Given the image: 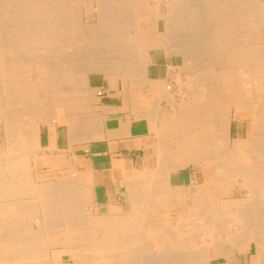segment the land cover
Wrapping results in <instances>:
<instances>
[{
    "label": "bare ground",
    "instance_id": "obj_1",
    "mask_svg": "<svg viewBox=\"0 0 264 264\" xmlns=\"http://www.w3.org/2000/svg\"><path fill=\"white\" fill-rule=\"evenodd\" d=\"M96 1L99 3V9L93 12L94 14L89 13V10L96 6ZM107 1H111L113 4L110 8H114L116 4V11H120L122 8V6L117 7V4L124 3V8L126 5L130 7L135 4L132 3L134 0H104L105 3ZM101 2L103 1L0 0V93H4L5 98H9V94L10 97L11 95L15 97L10 101H0V121H4L3 126L7 132L6 141L0 145V264H54L57 260L51 251L60 243L66 248L84 249L86 264H94L93 262L101 264L103 258L109 259L107 262L110 264H135L134 258L137 255L131 251L133 241L138 242L140 244L138 250L143 251L141 255H138V258L148 260L144 259L143 264H212L211 255L208 252L211 245L215 246L217 260L224 256L226 260L233 261L235 259L233 250H238L241 245H251L252 242L257 245L259 242L264 246V242H262L264 236V222H262L264 221V47L259 44L260 42L247 41L248 37L242 34L244 24L249 23L252 28L257 27L258 24H264V3L261 0L207 1L210 2L206 3L207 9L209 7L207 4H210L207 13L214 18L212 28L208 32L202 31L199 28L198 19L196 20L195 14L200 11V6L191 7L189 14L192 15L188 18L189 24L187 25L192 28V42L196 43L194 46L189 43L171 45V39L167 42L170 29H166L165 33L167 34L159 31L158 25L154 23L153 16L156 13L154 14L150 8L142 12L140 10L133 11V13L129 11L128 16L124 13L127 20L119 27H130L131 29L129 28L128 31L125 28H122L121 31L116 30L118 24L116 12L114 13L113 10L101 13ZM169 6L171 9H175V0H172ZM201 6H203V2ZM155 10L157 9L155 8ZM74 11L81 12L82 26L87 23L83 17L91 19V14H93L92 18L95 16V18L102 19L99 22L100 25L106 24L103 28L109 30L103 31L104 29H102V32L112 36H105L100 40L98 36L95 39L89 38L85 35L89 29L82 28L80 31L76 28L78 25L73 15L75 13L77 16L78 12ZM140 12L150 13V20L155 24V27L145 31L137 28L136 17ZM157 16L159 14H156ZM224 21H227L226 24ZM78 32L81 34L83 32L82 40L78 38L79 42L76 39V36H79ZM163 33L166 37L163 36ZM60 38L64 40V42L61 41L62 45L67 47L74 45V42L80 43L78 45L80 51L87 52L83 53L86 57L82 56L87 68L81 69L84 76L78 78L69 77L73 74V70L65 68L62 72V79L76 82V84L70 85V87L65 86L67 88L64 87V92H62V88L60 94L53 91L55 99L52 97V102L45 99L49 101L46 105H53L56 108L60 105L71 106L72 104H85L86 107V103L95 99L92 89L94 87L91 88L88 81V74L91 71L102 72L103 69L105 72V68L111 70L114 68L116 70L112 71H116L121 77L130 78L129 76L134 75L145 79L146 65L142 62L144 60L142 55L145 54L146 48L143 50V47L146 44L153 43L155 47L162 46L168 52L175 51L176 54H182L184 65L180 64L182 66L180 68L190 75H188L191 79L190 83L183 86L184 93H188L186 95H189L190 99L185 97L180 103L181 108L173 110L172 113H165L161 117H158L156 113L159 119L156 118L158 122L154 123H156L157 129V125H159L157 133L161 137L159 139L160 153L158 152V154L162 155L163 161L161 160L162 162L159 163V171L152 172L137 181L134 179V184L130 183L133 188L129 190L130 204H128L130 208L126 215H119L115 205L107 213H92L86 210L91 192L81 184L82 179L76 173V176L62 178L60 176L58 180L50 182L41 180L43 179L42 175L35 174L32 163L37 151L35 144L32 147L35 132L32 125L27 124L26 126L22 122L23 119H27L30 124L37 119L41 121L42 117L47 119L56 116V109L38 110L37 108L43 104L40 98L41 88H43L42 91H45V88L49 91L50 82L54 81L53 71L45 60L46 58L33 57L37 72L34 79L26 81L23 76L24 71L21 72L18 68L19 64L17 66L16 63H10L12 59L5 56L3 51L13 46V48L15 46L45 48L44 51L34 52L39 54L48 51L56 40L60 42ZM101 45H106L102 51L108 52L112 47L110 52L120 53V61H116V63L112 61L114 63L105 65L104 63L86 64L88 60H97L93 54L92 56L88 55L91 51L89 49L100 48ZM13 48L10 50L11 53L14 52ZM29 50L31 51V49ZM105 52L101 53L107 56ZM75 57L72 58L75 59ZM121 58L125 62H121ZM102 59L119 60L114 54L111 59L106 57ZM16 60L18 63L22 61L20 57ZM82 60L79 61L83 62ZM129 61L134 63L130 64ZM188 62H190V66ZM88 65L94 69L91 70ZM173 81L175 82V80ZM144 83L142 81L141 84ZM155 84L159 85L158 80ZM172 85L163 81L162 85L157 87H162L163 93L169 95L172 92ZM50 88L52 89V87ZM148 88L150 89L149 86ZM53 92L51 91V93ZM57 92L59 93V91ZM62 94L63 96H61ZM157 94L152 93V96H157ZM159 94L162 95L160 91ZM44 96L43 98L47 94ZM43 98L42 100L45 101ZM156 102L158 103V101ZM239 105L245 106L249 110L250 126L245 130L244 135L243 133L239 134L237 130L233 136L231 111L235 113ZM10 106L20 108L14 112L12 108L9 109ZM158 107L160 108V106ZM95 113L93 112L94 115ZM70 114L72 115V113ZM76 114L78 115V112ZM94 115L93 117L96 116ZM235 117L238 119L236 113ZM154 118L155 115L151 119ZM46 122L48 123V121ZM181 157L189 158L195 166L204 165L205 168L210 162H215L216 169L213 173L211 172V177H208L205 172L203 181L196 182L194 180L191 182V185L195 187L194 192L188 191L189 188L187 189V186L183 184L175 187L171 183V170L180 167L178 159ZM216 186L219 187V191L215 190ZM234 188L238 192H243L246 189L249 197H245L246 199L243 201L227 203L226 198L233 194ZM255 202L258 207L259 203H262L260 206L262 208H259L261 214L258 213V207L253 204ZM255 208H257L256 213ZM176 209H181L184 213V217L178 218L176 221H194L193 232L197 226L198 233L205 235L202 241L207 244L199 245V250H194L195 255H192L194 252L178 256L175 254L182 245L183 249L188 251L187 244L190 243L188 240L191 238L192 231L189 232V235L186 231L179 235L171 227L173 231H169V228L165 229L166 226L158 225L159 222L156 223L166 219L171 221L172 211ZM191 212L192 215L189 216L188 214ZM253 213L254 216H262V221L256 223V220L254 223ZM195 221H203L201 224H206V226L200 229V224ZM230 221H236L232 227H238L236 231H243V237L238 239L233 235L234 233L228 228ZM252 221L253 223H251ZM230 223L229 225L232 224ZM186 230L188 231V229ZM227 241L231 242L230 249L223 247L222 243ZM194 243L196 242L194 241ZM155 249L159 252L154 256L155 259L150 260L149 258H153V256L148 251H155ZM165 250L168 251L166 254ZM176 256L177 260L173 258ZM261 257L263 258V254ZM234 263L236 264V262ZM80 264L84 263L81 261Z\"/></svg>",
    "mask_w": 264,
    "mask_h": 264
},
{
    "label": "crops",
    "instance_id": "obj_2",
    "mask_svg": "<svg viewBox=\"0 0 264 264\" xmlns=\"http://www.w3.org/2000/svg\"><path fill=\"white\" fill-rule=\"evenodd\" d=\"M160 48H153L148 54L145 79L134 75L129 76L130 78L121 77L116 74V71H112L116 70L114 68L112 70L105 68L106 73L103 69L102 72L98 70L89 72V86L94 87L92 89L94 90L95 99L86 103V107L85 104L60 105L56 108V116L51 121H48V123L45 121V123L43 122L35 128L34 140L37 151L32 159L35 172L40 171L43 176L50 180L54 178L57 180L60 176L62 178L71 175L76 176L77 174L82 179L81 184L91 192L92 200L98 210L105 209L109 211L111 207L116 206L117 213L121 214L124 211L123 205L128 201L130 202L129 190L133 188L131 184L132 182L134 184V179L137 181L152 172L159 171V163L163 161L162 155L158 154V152L160 153L159 139L161 137L157 133L159 125H157V129L156 123L159 119L157 115L158 117L164 115L165 106L169 104V100L168 94L163 93L162 87L157 86H161L163 81L169 85L173 82L177 57L164 47ZM168 57H170L169 60ZM157 80L159 85L155 84ZM142 81L145 83L141 84ZM159 91L162 93L161 96ZM152 93L154 95L158 93V97L152 96ZM159 96L162 99H159ZM147 105L153 107L149 108L150 106ZM92 106L96 108L97 112ZM84 108L85 110H83ZM70 109H72L71 112ZM93 112H96V116ZM154 115L155 118L151 119ZM76 116L78 120H76ZM149 119L151 120L149 121ZM152 125L153 127H151ZM178 160L180 167L172 169L170 173V179L177 176V181L173 183L171 180V183L175 187L183 184L187 186V189L189 188L188 191L194 192V186L192 188L189 185L196 179L198 172L202 175L201 178L204 179V168L195 166L188 158L195 172L193 175L190 174L187 183L185 177L184 181L179 179L183 174L181 169L185 165L182 164V158ZM227 198L233 199V195ZM230 222H228V225ZM232 226L234 225L231 224ZM230 230L238 239L244 236L243 231H236L235 227L230 228ZM229 242H223V247L230 249L231 242ZM262 242H264V236ZM252 243L251 245H241L238 250H233L234 256H232L236 260L229 261V259L226 260V257L221 256L220 258L225 259L222 264H235L234 262L236 264H263V243L261 245L258 242L255 245V253L251 252ZM212 247L216 250L214 245Z\"/></svg>",
    "mask_w": 264,
    "mask_h": 264
},
{
    "label": "rangeland",
    "instance_id": "obj_3",
    "mask_svg": "<svg viewBox=\"0 0 264 264\" xmlns=\"http://www.w3.org/2000/svg\"><path fill=\"white\" fill-rule=\"evenodd\" d=\"M101 1H103V2H101V13H103V12H108V11H113L114 10V13L116 14V21H117V26H116V30H122V28H125L127 31L128 30H130L131 28L130 27H119V25H121L125 20H127L126 19V16H128L130 13H129V11L131 12V13H133V11L135 12V11H146V10H149V8L151 9V10H153V13L155 14H159V16H157L156 17V14L153 16L154 17V23H156L158 26V29H159V31H161V32H164L165 33V31H166V29H170L169 31V34L167 35V42L168 41H170V39L172 40L170 43H171V45L172 44H176V45H179V44H184V43H189V44H191V45H194V46H196V43H194V41L192 42V33H191V31H192V28L191 27H189V25H187V24H189L188 22H189V17H190V15H192V14H189L190 13V11H191V7H194V6H200V11H197V13H199V14H195L196 15V20L198 19V22L201 24H199V28L202 30V31H205V32H208L211 28H212V25H213V21H214V18L213 17H211L212 15H210L209 13H207V12H209L208 10H209V7H210V4H207L209 7H208V9H207V7H206V3H210V2H207V1H209V0H175V9H171V7L169 6V4L171 3V1L172 0H137V2H136V0H134L132 3L135 5H131L130 7L128 6V5H124L126 8H124L123 7V4L122 3H120V4H117V7H121L122 6V8H121V10L120 11H116V7H115V5H114V8H110V6H113V4H112V2L110 1H107L106 3L104 2V0H101ZM139 1V2H138ZM156 2V3H155ZM202 2H203V6H201V4H202ZM261 2L262 3H264V1L263 0H261ZM69 3H70V1H69ZM106 4V5H105ZM160 4V5H159ZM164 4V5H163ZM205 4V5H204ZM138 5V6H137ZM146 5V6H145ZM148 5V6H147ZM109 6V8H110V10H109V8H107ZM136 6H137V9H136ZM152 6V7H151ZM129 7V8H128ZM144 7V8H143ZM167 7V8H166ZM178 7V8H177ZM123 8H124V10H123ZM134 9V10H131V9ZM155 8L157 9V10H155ZM158 8H159V10H158ZM206 8V9H205ZM97 9H99V3H98V1H96V6L95 7H93V8H91V10H89V13L90 12H95V11H97ZM128 9V10H127ZM143 9V10H142ZM166 9V10H165ZM204 9H205V13H204ZM173 10V11H172ZM126 11H128L127 13H126ZM154 11H156V12H154ZM171 11V12H170ZM176 11V12H175ZM74 12H76V11H74ZM78 12V13H77ZM76 13V15L77 16H75V13H74V20L77 22L76 24L78 25V26H76V28H78V30H82V28H84V29H89L88 31L89 32H86V34L85 35H87L89 38H93V39H95V38H97V36H98V39L100 40V38H102V37H105V36H112L111 34H106L105 32H102V29H104L103 27H104V25H106V24H103V25H100V20H102V19H98V18H95V16L92 18V15L94 14H91L90 15V17H91V19H87L86 17H83L84 18V20H85V22H87V23H85V24H87V25H85L84 24V26H82L81 25V19H82V14H81V12L79 13V11H77ZM139 13V14H137V16L138 17H136L135 19H136V22H137V24H136V26H137V28H139V29H142L143 31H145V30H147V29H151L152 27H155V24L154 23H152L151 22V20H150V13ZM114 13H110V14H114ZM124 13H125V15H124ZM129 13V14H128ZM79 14V15H78ZM123 14V15H122ZM167 14V15H166ZM189 14V15H188ZM183 15V16H182ZM210 15V16H209ZM198 16V17H197ZM77 17H78V19H77ZM111 17V16H110ZM212 18V19H211ZM79 19H80V21H79ZM157 19V20H156ZM157 21V22H156ZM91 22H93V23H91ZM225 22V24H226V22L227 21H224ZM164 24V25H163ZM165 24H166V26H165ZM165 26V27H164ZM189 27V28H188ZM80 28V29H79ZM130 28V29H129ZM157 29V28H156ZM105 30H108V29H104L103 31H105ZM185 30V31H184ZM85 31V30H84ZM109 31V30H108ZM126 31V32H127ZM125 32V30L123 31V33ZM132 32V31H131ZM179 32V33H178ZM164 33H163V36L164 37H166L165 35H164ZM184 33V34H183ZM94 34V35H93ZM165 34H167V33H165ZM177 34V35H176ZM242 34H244V35H246L248 38H247V41H249V42H252V43H259L261 46H263L264 47V24H262L261 23V25H257V27H251V25H249V23H247V24H244V29H243V31H242ZM78 35L79 36H76V39H77V41L79 42V39L80 40H82V36H83V32H82V34H81V32H78ZM170 36H171V38H170ZM174 36V37H173ZM79 38V39H78ZM173 38V39H172ZM109 39H111V38H109ZM102 40V39H101ZM195 40V39H194ZM64 42V40L62 39V38H60V42H58L57 40L54 42V43H52V45H51V47L49 48V50L48 51H46V52H43V53H39V54H36V53H34V52H37V51H39V52H41V51H44L45 50V48H43V49H41L40 47H37V46H33V47H23V46H15V48H13V47H10V48H7V50L6 49H4V55L5 56H7V57H9L10 59H12L11 61H10V63H16L17 64V66H18V64H19V66H18V68H20V71L22 72V71H24L23 72V76L25 77V80L26 81H31L32 79H34V77H35V75H36V72H37V66H36V64H35V59L34 58H37V56H40L41 58H46L45 60L47 61V63L49 64V67L51 68V71H53V73H52V78H54V81L52 82H50V86H49V89L53 92H55L56 91V93L57 94H60V93H62V92H64L65 91V89H64V87L65 86H67V87H70V85H74V84H76V82H71L70 80H68V81H64L63 79H62V77H63V74H62V72L65 70V68H72V70H73V74L72 75H69V77L71 76V77H74V78H78V77H81V76H84L82 73L83 72H81L82 70H85L86 68H87V66L85 65V62H84V60H82V56H85L86 57V55L84 54L83 55V53H87V52H82V51H80L81 49H79L78 47H80V46H78L80 43H77V42H74V45H70L69 47H67V46H64V45H62V42ZM181 41V42H180ZM175 42V43H174ZM180 42V43H179ZM155 44V43H154ZM92 46V45H91ZM106 45H101L100 46V48H95V47H92L91 49H89V50H91L89 53L90 54H88L89 56L91 55L92 56V54H93V56L94 57H97V60L95 59V60H91V61H86V64L88 63V64H90V63H98V64H103L104 63V65L105 64H109V63H116V61H120V53L119 54H117L116 52H110L113 48L112 47H110V51H108V52H110V53H108L106 50H103L102 51V48H104ZM113 46V45H112ZM148 46V47H147ZM55 47V48H54ZM57 47V48H56ZM97 47V46H96ZM160 47H162V46H160ZM14 49V52L12 51V53H11V49ZM31 49V51L29 50V49ZM83 48V47H82ZM146 48V49H145ZM153 48H156L155 47V45H153V43L152 44H146V45H144V47H143V50H144V53L145 54H143L142 56H143V58H144V60L142 61V62H144L145 63V65H146V63L148 62V54H149V52H150V50L151 49H153ZM25 49V50H24ZM79 49V50H78ZM6 50V51H5ZM19 50V51H18ZM22 50V51H21ZM78 50V51H77ZM167 50V49H166ZM10 51V52H9ZM33 51V52H32ZM107 53H106V52ZM135 51H137V50H135ZM19 52H21L20 54H18ZM103 52H105V55H107V56H104L102 53ZM170 53H172L173 54V52H174V55L177 57L176 58V66L174 67L175 69V71H174V78H173V80H175V82L173 81L172 83H170V85H172V92H173V94H172V92H171V94H169L168 95V100H169V104H166L167 105V107L165 108V113H172L173 112V110H177L178 108H181V104L180 103H182L183 102V99H185V97H186V99L187 98H189L190 99V96L189 95H186V94H188V93H184V87L183 86H186L188 83H190L189 82V80H191L190 78H189V74H187L186 73V71L185 70H183V69H181L182 68V66L184 65L183 63V57H182V54H176L175 53V51H173V52H171V51H169ZM15 53V54H14ZM111 53H113L114 54V56H116V58L117 59H119V60H103L102 58H104V57H106V58H109V59H111V56H113V54H111ZM76 54H78V55H76ZM97 54V55H96ZM116 54V55H115ZM147 54V55H146ZM62 55V56H61ZM67 55V56H66ZM109 55V56H108ZM146 55V56H145ZM18 56V57H17ZM32 57V59H31V57ZM51 56V57H50ZM76 56V57H75ZM15 57V58H14ZM21 58L22 59V61L20 62V63H18V61L16 60L17 58ZM34 57V58H33ZM75 57V59H73V58ZM78 57H80V59L83 61V62H80L79 60L80 59H78ZM100 57H101V59H100ZM32 60V61H31ZM65 60V61H64ZM121 62H125V60L123 61V59L121 58ZM29 63H28V62ZM63 61V62H62ZM112 61H114V62H112ZM22 62H23V64H22ZM32 62V63H31ZM34 62V63H33ZM101 62V63H100ZM106 62H108V63H106ZM129 63L130 64H132V63H134V62H130L129 61ZM29 64H31V65H29ZM80 66H79V65ZM82 64V65H81ZM180 64H182V66L180 65ZM188 64H189V66H190V62H188ZM67 65V66H66ZM28 66H29V68H28ZM76 66V67H75ZM86 66V67H85ZM89 67L88 68H90L91 70L92 69H94V68H92V66H90V65H88ZM93 66H95V65H93ZM22 67V68H21ZM23 67H27V68H23ZM80 67V68H79ZM144 67V66H143ZM181 67V68H180ZM57 68V69H56ZM75 68V69H74ZM22 69V70H21ZM79 69V70H78ZM82 69V70H81ZM180 69V70H179ZM28 70V71H27ZM32 70V72H30ZM71 70V71H72ZM178 70V71H177ZM184 72H183V71ZM177 71V72H176ZM26 72V73H25ZM28 72V73H27ZM55 72V73H54ZM180 72V73H179ZM29 74V76H27ZM32 76H31V75ZM34 74V75H33ZM116 74L118 75V73L116 72ZM180 75V76H179ZM189 75V76H188ZM180 77V78H179ZM62 80H61V79ZM181 78H183V79H181ZM188 78V79H187ZM186 80V81H185ZM184 81V83H182ZM55 82V83H54ZM52 83V84H51ZM153 83V82H152ZM187 83V84H186ZM53 84H55V85H53ZM179 84V85H178ZM185 84V85H184ZM52 85V86H51ZM182 85V87H180ZM57 86V87H56ZM60 86V87H59ZM62 86V87H61ZM176 86V87H175ZM50 87H52V89H54V88H56V89H54V90H52ZM54 87V88H53ZM67 87H65V88H67ZM61 88V89H60ZM62 88H63V91H62ZM178 88V89H177ZM42 89L43 88H41V91H40V93H41V102H43V104H41L40 106H37V108H38V110H41V109H51V110H55L56 109V107H54L53 105H51V106H49V105H46V103L47 102H49V101H51L52 102V97H53V95L55 94L54 92L53 93H51V91L49 90H47L46 88H45V91L43 90L42 91ZM60 89V90H59ZM175 89H177V90H175ZM49 92V97H48V92ZM181 91V93H179L180 91ZM57 91H59V93L57 92ZM60 91H62V92H60ZM177 91H179V92H177ZM14 92V91H13ZM50 93H51V96H50ZM4 93H0V101H6V100H13L15 97H14V95H11V97H10V94H9V98H5V96L3 95ZM46 94H47V96H46ZM43 95H45L44 97L45 98H43ZM61 96H63V94L61 95ZM180 96V97H179ZM182 96V97H181ZM13 97V98H12ZM42 98L45 100V99H48L49 101H43L42 100ZM58 98V97H57ZM182 98V99H181ZM53 99H55L54 97H53ZM59 99V98H58ZM174 101H173V100ZM180 99V100H179ZM62 101V100H61ZM180 101V102H179ZM171 102V103H170ZM178 102V103H177ZM179 105V106H178ZM57 106V105H56ZM169 106V107H168ZM171 106H174V107H171ZM13 109L14 110V112L15 111H17L20 107H15V106H10L9 107V109ZM175 108V109H174ZM169 110V111H168ZM164 113V114H165ZM235 113L237 114V117H238V119H236V117H235ZM235 113H234V111H231V115H232V123H231V130H232V134H233V136H235V134H236V131L238 130V132H239V134L241 133V135H242V133H243V135L245 134V130L250 126V121H249V118H250V112H249V110L245 107V106H240L239 105V107L237 106V109L235 110ZM245 113V114H244ZM249 115V116H248ZM42 117V116H41ZM45 118V117H44ZM43 117H42V119H41V121L40 120H35V121H32L30 124H29V122L27 121V119H23V122H22V124L23 125H26L27 126V124L28 125H32V129H33V131H35V128L36 127H38V124H39V126H40V124H42L43 122H45V121H51L52 120V118H47V119H44ZM240 119V120H239ZM246 119V120H245ZM43 120V121H42ZM4 121H0V145H3L4 144V142L6 141V138H7V132L5 131V129H4ZM238 128V129H237ZM5 132V133H4ZM33 142H32V147H34L33 145L35 144V140H34V138H33V140H32ZM183 160H182V164L183 165H185V167H183V169H181L182 171H183V174L181 175V176H183V177H181V178H179L180 180L181 179H183V181H184V177H185V181L188 183V181H189V176H190V174L191 175H193L194 174V172H195V169L193 168V165H192V163L191 162H189L188 161V158H186V157H181ZM197 167H198V165H197ZM200 168L202 167V168H204V171L208 174V177H211V175H212V173L215 171V162H210L208 165H207V168H205L204 167V165H200L199 166ZM214 168V169H213ZM196 172H197V170H196ZM212 172V173H211ZM175 173V172H174ZM211 173V174H210ZM35 174H37V175H39V176H41L42 174H41V172L40 171H36L35 172ZM201 174H200V172H198L197 173V177H196V179H195V181L196 182H201V181H203V178H201ZM43 179H41V180H45V181H48V182H50V181H56V179L54 178V179H49V178H46L45 176H41ZM198 178V179H197ZM58 180V179H57ZM171 180L173 181V183L175 182V181H177V176L176 177H171ZM185 182V183H186ZM192 186V185H191ZM193 188V187H192ZM215 190L216 191H219V187H215ZM88 191H89V189H88ZM193 191H195V187L193 188ZM90 194V193H89ZM233 195V199H230V198H226V202L227 203H232V202H236V201H243L244 199H246L247 197H249L248 196V191L246 190V189H244L243 190V192L241 191V192H238V190L236 189V188H234L233 189V194H231V195H229V196H232ZM228 197V196H227ZM246 197V198H245ZM89 204H88V203ZM86 203H87V205H86V210H88L89 212L91 211L92 213H107L108 212V210H105V209H103V210H98L97 208H96V206L94 205V202H93V200H92V196H91V194H90V199L87 201ZM130 204V202H127V203H125L124 205H123V212L121 213V214H119V215H123V214H125L126 215V212L128 211V209L130 208L129 206V204ZM261 203V202H260ZM259 203V205L260 206H262V203L260 204ZM92 204V205H91ZM254 205H255V207H258V204L255 202V203H253ZM256 204H257V206H256ZM254 205H253V207H254ZM258 207V209L257 208H255V213L257 212L256 211V209L259 211V208H262V207ZM122 210V209H121ZM254 211V210H253ZM206 212H208V211H206ZM258 213H260L261 214V210L258 212ZM189 216H191L192 215V212L191 213H189L188 214ZM255 214L253 213V216H254ZM171 221L170 220H168V219H166L165 221H155L156 223H158V225H163L164 227L166 226H168L167 228L165 227V229H168L169 228V231L170 230H174V232H177V233H179V235L182 233V232H184V231H186V233L189 235L190 233L189 232H191V234H190V236H191V238H190V240H188L190 243H188L187 244V249H188V251L187 250H185V249H183V245L181 246V248L179 249H177V252H175V254H177V256L178 255H181V254H192L193 252H194V254H192V255H195L196 253H195V249L196 250H199V248H198V246L199 245H204V244H207L205 241H202L203 239H204V237H205V235H204V233H198L199 232V229L197 228V226H195V229H194V232H193V226L192 225H194V221H176L178 218L180 219V218H183L184 217V213L182 212V210L181 209H176L175 211H172V214H171ZM258 216V217H257ZM256 217V218H255ZM261 217V218H260ZM261 219H263L262 218V216H259V215H256V216H254V223L256 222V220H257V222L256 223H258V221L259 222H261L262 220ZM264 220V219H263ZM168 221H170V222H168ZM193 224H192V223ZM203 222V221H202ZM201 221H195V223H197V224H200L199 226H200V229L202 228V227H205L206 226V224L205 225H202L201 223H202ZM216 222H220V221H216ZM248 222H250V221H248ZM177 223H178V225H177ZM189 223V224H188ZM235 223H236V221H234V222H232V224H234L235 225ZM251 223H253V221L251 222ZM171 224V225H170ZM34 225H35V223H34ZM202 225V226H201ZM185 226V227H184ZM172 229H171V228ZM191 227V228H190ZM180 228V229H179ZM190 228V229H189ZM228 228H231V225H228ZM238 228V227H237ZM236 228V229H237ZM179 229V230H178ZM183 229V230H182ZM185 229V230H184ZM186 229H188V231L186 230ZM172 230V231H173ZM194 234V235H193ZM199 238H198V237ZM192 238H193V240H192ZM196 238V239H195ZM194 241L196 242V243H194ZM202 241V242H201ZM195 244V245H193V244ZM135 244V245H134ZM190 244V245H189ZM193 246H192V245ZM139 243L138 242H135V241H133V243H132V245H131V247H133L132 248V253H136V255L137 256H135V258H134V261L136 260V262H135V264H143V262H144V259L145 258H138V255H141L142 254V252L143 251H139L138 250V248H139ZM170 246H171V244H169ZM189 246V247H188ZM190 248V249H189ZM52 254L53 255H55L56 256V262H54V264H73L75 261H76V263H74V264H80V262L82 261V263H84V264H86L85 262V253H86V251L84 250V249H78V248H66V247H63V245H62V243H60L59 244V246L57 245L56 247H54L53 249H52ZM85 252V253H84ZM141 252V253H140ZM149 253H152V256H153V258L152 257H150L149 259L150 260H153V259H155L156 257H154V256H156L157 254H158V250H156L155 249V251L154 250H150V251H148ZM168 251L167 250H165L164 251V253L166 254ZM209 254L211 255V260H212V264H220V263H223L224 261H225V259H223V258H220V259H218L217 260V258L215 257V255H216V253H215V250H214V248L212 247V245L211 246H209ZM251 252L252 253H255V243H252V249H251ZM62 253V254H61ZM145 253V252H144ZM81 254V255H80ZM160 254V253H159ZM63 255V256H62ZM78 257V258H76V257ZM83 256V257H82ZM173 257V258H175L176 260H177V258L178 257ZM54 258V260H55V257H53ZM73 260H72V259ZM111 258H112V256H111ZM69 259V260H68ZM117 259V258H116ZM59 260V261H58ZM107 260L109 261V259H102L101 260V264H110V262H107ZM145 260H147V259H145ZM106 261V262H105ZM148 261V260H147ZM94 264H97V263H95V262H93Z\"/></svg>",
    "mask_w": 264,
    "mask_h": 264
}]
</instances>
